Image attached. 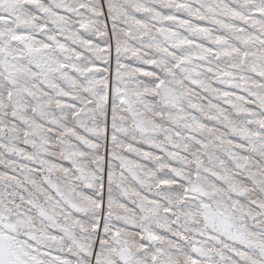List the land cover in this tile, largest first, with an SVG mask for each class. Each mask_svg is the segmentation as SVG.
I'll use <instances>...</instances> for the list:
<instances>
[{
  "label": "snow or ice",
  "instance_id": "1",
  "mask_svg": "<svg viewBox=\"0 0 264 264\" xmlns=\"http://www.w3.org/2000/svg\"><path fill=\"white\" fill-rule=\"evenodd\" d=\"M0 264H264V0H0Z\"/></svg>",
  "mask_w": 264,
  "mask_h": 264
}]
</instances>
